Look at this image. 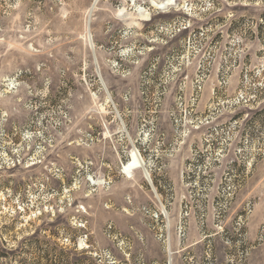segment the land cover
Instances as JSON below:
<instances>
[{"label": "rangeland", "instance_id": "1", "mask_svg": "<svg viewBox=\"0 0 264 264\" xmlns=\"http://www.w3.org/2000/svg\"><path fill=\"white\" fill-rule=\"evenodd\" d=\"M154 1L0 0V264H264V0Z\"/></svg>", "mask_w": 264, "mask_h": 264}, {"label": "bare ground", "instance_id": "2", "mask_svg": "<svg viewBox=\"0 0 264 264\" xmlns=\"http://www.w3.org/2000/svg\"><path fill=\"white\" fill-rule=\"evenodd\" d=\"M175 2V0H168L166 3L163 4H158L156 1H154V4L158 7V8H166L168 5H171ZM148 13L143 14V17H148ZM144 19V18H143ZM144 160L142 159L141 155L135 150L132 152V156H131V160L124 165V172L128 175V177H132L133 173L136 169H144L145 172V177L147 178V180L151 181L150 179V175L148 173V171L145 169L144 167Z\"/></svg>", "mask_w": 264, "mask_h": 264}]
</instances>
